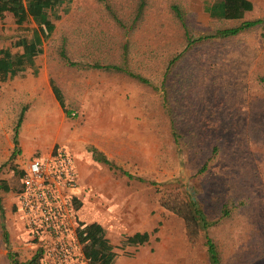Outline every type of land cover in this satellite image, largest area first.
Listing matches in <instances>:
<instances>
[{
	"label": "rangeland",
	"instance_id": "374dc122",
	"mask_svg": "<svg viewBox=\"0 0 264 264\" xmlns=\"http://www.w3.org/2000/svg\"><path fill=\"white\" fill-rule=\"evenodd\" d=\"M211 1L145 0L132 24L138 0H70L34 66L0 81V179L10 188L0 190L7 236L4 245L0 228V264H10L7 251L25 263L40 246L26 238L13 208L19 179L10 166L22 170L24 160L20 154L8 159L18 114L23 110L19 136L27 139L26 126L36 125L46 101L55 100L52 86L62 100L53 120L56 142L76 159L80 181L89 183L80 186L79 221L107 228L116 247L122 235L148 233L141 245L117 247L116 264H208L205 236L219 264H264V87L258 81L264 77V0H249L252 8L242 17L261 25L186 47L187 37L241 21L208 17L203 6ZM34 27L29 21L18 26L3 12L0 48L16 52L12 42ZM61 49L71 64L60 59ZM92 63L114 64L147 83L89 68ZM91 148L115 169L93 161ZM187 198L207 228L192 231L165 207ZM57 261L41 255L38 264ZM68 261L84 264L79 257Z\"/></svg>",
	"mask_w": 264,
	"mask_h": 264
},
{
	"label": "trees",
	"instance_id": "16d2710c",
	"mask_svg": "<svg viewBox=\"0 0 264 264\" xmlns=\"http://www.w3.org/2000/svg\"><path fill=\"white\" fill-rule=\"evenodd\" d=\"M69 2L70 0H0V18L2 17L3 12H9L14 24L19 26L23 22L29 21L35 26L34 28H31L29 37L23 36L12 42L11 46L17 49L16 52H11L10 47L0 48V81L11 80L16 75L23 73L27 67L32 68L34 66V58L42 52L43 41L49 38L54 29L53 20H57L59 18L58 12L60 10L63 12L65 5ZM144 4L145 0H138L132 24L140 17ZM251 8L252 4L249 0H212L210 3H205L203 10L208 17L213 19L241 21L236 26L218 28L208 34L199 35L194 39L187 37L186 47L195 41L226 38L234 36L239 32L249 30L254 26L261 25V19L242 20L244 12L250 11ZM172 12L175 18L179 21L180 25L184 27L180 11L173 6ZM112 18L119 24L115 15L112 14ZM262 29L264 30V28ZM261 37L264 38V35ZM180 55L181 52L175 54L169 60L168 66L172 64L177 57H180ZM59 57L66 64H71L62 49L59 51ZM88 67L102 69L105 71L123 72L138 82L147 83V80L142 76L133 74L129 71L127 72L114 64L100 65L98 63H92ZM258 81L264 87V77H259ZM49 82L52 85L51 81ZM51 90L59 106L62 108V100L60 99L56 88L52 86ZM63 112L66 116L69 115L67 110H63ZM22 114L23 110L18 114L13 127L11 137L13 147L8 161L13 160L14 156L19 153V149L17 148L18 128L22 121ZM89 151L93 161L104 164L109 169H115V166L105 157L103 153L96 151L94 148H91ZM14 167V165L10 166V169L18 175L20 185L22 170L15 171ZM123 173L130 177L125 172ZM0 190L3 192L9 191L6 187V182L1 179ZM79 205L80 204H77L76 207L78 208ZM165 207L178 215L183 220L185 225L192 229V231L199 228L205 229L210 225V223L202 216L195 202L190 198L180 202L177 206H170L166 204ZM223 213L224 215H227V211H224ZM0 215H2L1 205ZM0 228L2 241L5 245L7 244L6 232L4 227H2V224L0 225ZM105 235V230L99 223L94 221L88 223L80 222L76 229V237L81 245L83 259L87 264H112L115 257V253L113 251L115 248L141 245L148 237L147 232H134L129 236L122 235L119 246L115 247L106 239ZM204 245L206 247L208 264H219V258L214 244L206 236L204 238ZM6 257L10 264H38L41 258V250L38 248L32 254L31 258L25 263L19 262L16 259L15 254L10 251H7Z\"/></svg>",
	"mask_w": 264,
	"mask_h": 264
},
{
	"label": "built area",
	"instance_id": "2783aa9c",
	"mask_svg": "<svg viewBox=\"0 0 264 264\" xmlns=\"http://www.w3.org/2000/svg\"><path fill=\"white\" fill-rule=\"evenodd\" d=\"M80 190L72 154L63 146L30 158L22 168L13 208L27 238L40 242L41 255L57 258V264L73 257L87 264L76 237Z\"/></svg>",
	"mask_w": 264,
	"mask_h": 264
},
{
	"label": "crops",
	"instance_id": "0c3cea01",
	"mask_svg": "<svg viewBox=\"0 0 264 264\" xmlns=\"http://www.w3.org/2000/svg\"><path fill=\"white\" fill-rule=\"evenodd\" d=\"M243 16H244V14H243ZM46 104H47V107H46L45 114H44V108H43V117L40 119V121H37L38 123L36 125H35V123L29 122L30 124H28L26 126V128L29 129V132L27 134L28 138L27 139L21 138L19 136V132H18V143L20 141L22 144V148L19 150L18 154H20L22 156V158L24 160V165L27 162V160H29L30 158L46 154V153L50 152L51 150H53L55 147L61 146V145L57 144V142H56L58 134L55 131V123L53 121L54 117L56 116V113H57L58 102L56 99L53 100L52 98H49L46 101ZM58 106H59V104H58ZM59 125L60 124H58V126ZM60 126H59V128H63L62 126L61 127ZM73 161H74V165L76 167L79 185L81 187L82 186L84 187L85 185L89 186V183L85 184V183H82L80 181V177H79V173H78L79 166H78V163L76 162V159L74 157H73ZM6 187L8 188V190H10V188L7 184H6ZM18 187H19V185H18ZM1 208H2V215H5L6 212L3 210L2 206H1ZM102 227L105 230L106 239L112 245H114L116 247V242H113L112 239L109 237L107 228H105L104 226H102ZM143 232H145V231H143ZM25 235H26V233H25ZM127 236H129V235H127ZM26 238H27V235H26ZM146 241H147V239L144 241V243ZM113 251L115 253V257H114L112 264H116L115 263L116 262V248Z\"/></svg>",
	"mask_w": 264,
	"mask_h": 264
}]
</instances>
